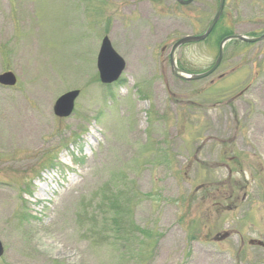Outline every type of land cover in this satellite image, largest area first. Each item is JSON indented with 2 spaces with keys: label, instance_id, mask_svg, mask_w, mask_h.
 Returning a JSON list of instances; mask_svg holds the SVG:
<instances>
[{
  "label": "rangeland",
  "instance_id": "rangeland-1",
  "mask_svg": "<svg viewBox=\"0 0 264 264\" xmlns=\"http://www.w3.org/2000/svg\"><path fill=\"white\" fill-rule=\"evenodd\" d=\"M218 0H0V264H264V40L224 44L184 81L169 51ZM220 24L264 31V0ZM124 59L113 84L96 57ZM216 32L175 52L215 61ZM79 89L73 113L61 94Z\"/></svg>",
  "mask_w": 264,
  "mask_h": 264
},
{
  "label": "water",
  "instance_id": "water-1",
  "mask_svg": "<svg viewBox=\"0 0 264 264\" xmlns=\"http://www.w3.org/2000/svg\"><path fill=\"white\" fill-rule=\"evenodd\" d=\"M181 4H187L192 0H175ZM225 0H218V7L213 15L211 21L209 22L206 30L199 35H185L177 39L171 46L169 51V63L171 72L173 75L184 80H199L205 78L211 73H213L218 67L222 56H223V46L228 40H241L243 42H256L264 39V32L255 37H249L241 34H232L224 37L218 49V55L212 64V66L204 72L201 73H184L178 70L175 62V51L182 45L192 42H198L205 39L210 32L213 30L215 24L217 23L219 17L224 8ZM96 68L98 70L99 79L102 83H112L119 78L122 71L125 68L124 59L116 52L112 47V44L107 36H104L101 40L100 47L96 57ZM16 83V77L11 71H5L0 73V84L6 86H13ZM79 95L78 89L69 90L61 94L54 102L53 113L58 117H67L73 113L74 102ZM260 244L259 241H255ZM4 248L0 240V256L3 254Z\"/></svg>",
  "mask_w": 264,
  "mask_h": 264
},
{
  "label": "trees",
  "instance_id": "trees-1",
  "mask_svg": "<svg viewBox=\"0 0 264 264\" xmlns=\"http://www.w3.org/2000/svg\"><path fill=\"white\" fill-rule=\"evenodd\" d=\"M214 32H216V38L215 39H221L225 35L233 33V30L230 27L228 28V25L225 26L222 23L220 24V22H218L216 24V26L214 27L211 35H213Z\"/></svg>",
  "mask_w": 264,
  "mask_h": 264
}]
</instances>
